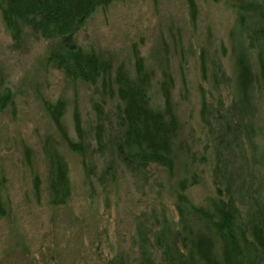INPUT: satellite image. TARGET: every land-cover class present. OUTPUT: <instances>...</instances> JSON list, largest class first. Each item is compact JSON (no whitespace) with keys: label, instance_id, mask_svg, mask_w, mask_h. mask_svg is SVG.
I'll return each instance as SVG.
<instances>
[{"label":"rangeland","instance_id":"obj_1","mask_svg":"<svg viewBox=\"0 0 264 264\" xmlns=\"http://www.w3.org/2000/svg\"><path fill=\"white\" fill-rule=\"evenodd\" d=\"M195 1L196 18L185 0H158L156 4L151 0L117 1L107 11L96 10L75 35L83 49L93 48L114 68L124 66L130 71L132 48L137 45L147 70L154 74L155 106L163 105L158 91L163 74L170 73L174 80L173 101L180 142L185 145L178 157L179 178L157 166L149 171L147 181H140L120 169L115 184L111 181L104 189L97 181L89 187L82 159L58 137L44 106L46 101L67 102L66 125L74 137V108H80L88 130L95 120L93 106L100 101V93L82 83L68 82L48 65L56 40L43 41L26 29L22 40L14 43L0 11V182L7 208V217L0 220V264H109L121 257L137 264L139 224L148 221L156 232L164 221L170 227L179 221L175 193L180 179L190 177L191 172L199 176L200 184L187 193L195 206H205L216 197L212 174L215 142L201 118L202 97L212 115L229 109L240 51L248 54L258 73V54L245 37L257 29L264 32V20L240 8L252 5L264 11V0ZM202 60L207 61L206 79ZM3 94L7 98L2 105ZM252 97L255 140L259 150H264V87L255 89ZM48 142L60 151L69 170L72 198L68 206L53 208L49 203L43 150ZM27 151L43 182L39 199ZM261 193L264 202V191ZM153 241L150 251L158 261Z\"/></svg>","mask_w":264,"mask_h":264},{"label":"trees","instance_id":"obj_2","mask_svg":"<svg viewBox=\"0 0 264 264\" xmlns=\"http://www.w3.org/2000/svg\"><path fill=\"white\" fill-rule=\"evenodd\" d=\"M117 1L121 0H0L3 22L14 43L22 40L26 29L43 41L56 40L47 58L48 65L62 73L68 82L82 83L100 93V101L93 106L95 120L88 130L80 108H74V137L66 125L67 102L64 99L56 103L44 102L45 112L58 137L82 159L84 177L91 188L94 181L103 189L111 181L115 184L120 169L128 170L140 181H147V174L157 166L169 176L179 178L178 157L185 148L180 142V122L173 101L174 80L170 73L165 72L158 83L163 105L155 106L154 74L147 70L137 45L132 48L134 61L133 71H130L124 66L114 68L111 61L102 58L93 48L83 49L74 40L88 17L99 9L107 11ZM151 1L156 4L158 0ZM185 3L192 18H196V1L185 0ZM260 8L247 5L240 11H248L255 17L260 15L264 20V11ZM255 32L250 31L245 40L258 54V73L248 54L240 51L236 63V90L229 109L213 116L207 100L202 97L201 118L215 142L212 174L216 197L208 200L205 206H195L187 193L200 184L199 176L191 172L190 177L180 179L175 193L179 221L171 227L164 221L156 232L148 226V221L139 224L137 264L264 262L261 193L264 191V150L257 146V133L252 123V94L255 89L264 87V32L258 29ZM202 67L206 79V60H202ZM5 96H1L2 105L6 102ZM111 102L115 103L114 107ZM43 150L50 206H68L72 191L66 161L49 142ZM27 165L33 175L34 193L39 199L43 182L34 170L29 151ZM3 186L0 182V220L7 217L1 194ZM153 238L159 252L158 261L150 251L151 246L154 247L150 242ZM109 264L132 263L121 257Z\"/></svg>","mask_w":264,"mask_h":264}]
</instances>
